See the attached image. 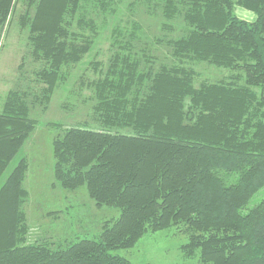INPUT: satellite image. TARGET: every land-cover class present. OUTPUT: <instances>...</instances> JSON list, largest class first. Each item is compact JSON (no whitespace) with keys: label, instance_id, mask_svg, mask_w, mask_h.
Listing matches in <instances>:
<instances>
[{"label":"trees","instance_id":"obj_1","mask_svg":"<svg viewBox=\"0 0 264 264\" xmlns=\"http://www.w3.org/2000/svg\"><path fill=\"white\" fill-rule=\"evenodd\" d=\"M125 1L29 0L34 12L21 24L29 28L44 90L66 82L63 71L91 52L97 17L117 16ZM141 1L160 13L156 45L167 48L171 65L155 66L151 51L136 46L138 24L129 35L115 28L109 65L95 64L100 76L90 85L98 130L71 127L53 142L59 185H86L98 207L118 208L120 218L106 223L98 240L57 249L27 243V158L7 172L38 123L29 93L12 91L0 113V264H133L112 252L181 227L187 258L264 264V199L242 213L264 188V0ZM16 2L0 0V24ZM237 6L256 19L237 17ZM202 63L230 73L198 83Z\"/></svg>","mask_w":264,"mask_h":264},{"label":"rangeland","instance_id":"obj_2","mask_svg":"<svg viewBox=\"0 0 264 264\" xmlns=\"http://www.w3.org/2000/svg\"><path fill=\"white\" fill-rule=\"evenodd\" d=\"M28 4L29 0H17L11 17L0 24V113L10 92H27L28 101L34 103L30 115L38 123L11 163L7 175L21 158H27L29 172L25 187L30 193L25 206L29 219L27 243L48 242L57 249L84 239L98 240L104 225L114 223L121 216L118 208L98 207L90 198L86 185L76 191L64 190L55 179L53 153V142L64 130L75 126L98 130L99 125L93 115L97 101L90 85L100 76L95 64L98 63L102 70L109 65L113 31L118 28L129 35L134 24H138L142 41L136 46L152 52L149 54L155 58V66L157 62L171 65V61L167 48L156 45V37L161 35L160 13L153 9L149 13L141 0H126L120 5L117 16L95 18L99 30L91 52L77 66L63 71L66 82L58 84L55 90H44L47 86L37 76L41 64L34 58L29 28L21 24V16L32 10H28ZM234 13L247 22L256 19L253 12L242 7L237 6ZM196 70L199 72L198 83L202 80L221 81L230 73V70L206 63L196 66ZM263 199L264 188L242 213H249ZM187 242L188 235L183 227L181 230L172 228L148 233L132 249L117 250L112 254L125 257L133 264H203L198 257L187 258L184 255L182 247Z\"/></svg>","mask_w":264,"mask_h":264},{"label":"crops","instance_id":"obj_3","mask_svg":"<svg viewBox=\"0 0 264 264\" xmlns=\"http://www.w3.org/2000/svg\"><path fill=\"white\" fill-rule=\"evenodd\" d=\"M29 172V171H28ZM27 177H28V175H27ZM28 190V189H27Z\"/></svg>","mask_w":264,"mask_h":264}]
</instances>
